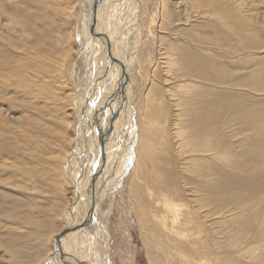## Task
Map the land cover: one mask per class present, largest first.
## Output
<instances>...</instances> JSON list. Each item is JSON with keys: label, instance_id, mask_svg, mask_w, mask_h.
I'll return each instance as SVG.
<instances>
[{"label": "rangeland", "instance_id": "1", "mask_svg": "<svg viewBox=\"0 0 264 264\" xmlns=\"http://www.w3.org/2000/svg\"><path fill=\"white\" fill-rule=\"evenodd\" d=\"M80 1L0 0V264H49L52 240L78 200L69 163L86 178L89 154L101 153L94 139L85 141L89 120L75 128L77 115L104 105L111 77L115 88L122 81L118 66L107 69L113 76L106 82L96 81L94 70L108 60L96 43L102 58L90 70L93 80L86 89L73 82L74 63L93 53L90 22L102 4L92 0L94 15L86 9L81 20ZM162 1L140 5L139 47L125 61L131 108L118 97L92 113L95 137L108 123L105 133L113 127L121 142L105 150L96 223L70 244L85 264H264V0H164L167 18ZM151 21L155 28L163 22L165 37L149 31ZM163 54L172 61L169 72L158 64Z\"/></svg>", "mask_w": 264, "mask_h": 264}, {"label": "bare ground", "instance_id": "2", "mask_svg": "<svg viewBox=\"0 0 264 264\" xmlns=\"http://www.w3.org/2000/svg\"><path fill=\"white\" fill-rule=\"evenodd\" d=\"M133 1L134 0H125V2H124V4H120V0H97V3H102L101 5L103 6V16H102V13H101V8L99 7V6H101V5H96V6H98V9H99V16H97L96 18H95V16H96V14L98 13V11H97V13L94 15V13L95 12H92L91 11V8H92V4H93V2H92V0H84V3H83V1H80V2H82L83 4H81V6L77 9L78 11H77V13H76V11H75V13H76V15H77V18H79V17H81V15L83 14V11L84 10H86L87 9V11L88 12H91L90 14H91V17H92V14L94 15V17H93V19L91 20V22L90 23H92V28H91V35H92V37H91V40L92 41H90V43L92 42V44L94 45V47H93V53L92 54H90L89 56H83V58H82V61L79 63V61L77 60L76 61V63H74V66H79V68H78V70H77V76H74V80H73V82L74 81H76V84H77V86L79 87V86H82V87H84L85 89H86V86L88 85L89 86V83H90V81L91 80H93V77H92V75H91V72H90V70H91V68H92V66H93V63H95L94 65H96V64H99L98 62L100 61L101 62V60H99L100 59V57L102 58V56H101V54H98L97 55V52H96V43L98 44V49H100V52H104L106 55H108V53H107V50H108V46H110L111 47V54H112V56L114 57V58H116V62H114V61H111V59H110V57L108 56L107 58H108V60H105V61H102V63H100L101 64V69L102 70H99L98 72H97V70L95 69L96 67H98L97 65H96V67H94L93 66V70L95 71V74H96V76H97V78H96V81H101L102 79H103V81L105 80V82L111 77V76H113V74L111 73V76H109L108 74H110L109 73V71H110V69L112 70V67L114 66H116V68H117V66L119 67V70L118 71H120L118 74H119V76H120V80H118V81H125V86H127L126 88H125V90L126 89H128V85H129V83H130V78L128 77V75H129V72H128V67H129V65L127 64V63H125V61H127L126 59L127 58H129L128 57V55H129V51H133V52H135L134 51V49H138L137 47H139V45L137 44V42H136V37L138 36V33L136 32V27H135V25L137 24V21H138V19H139V13L138 12H140V5L142 4V0H135L136 2H134L133 3ZM178 1V0H177ZM165 1L163 0L162 1V5H160L161 6V9H160V11L162 10V16H164L165 17V15L167 14L166 12H164V9H165ZM176 3V2H175ZM120 4V5H119ZM129 4V7L128 6H126V5H128ZM187 5V4H186ZM131 6V7H130ZM177 6V5H176ZM175 6V7H176ZM77 7V6H76ZM126 7V8H125ZM166 7H167V4H166ZM179 7V6H178ZM182 6H180V8H181ZM124 8L126 9V13H124ZM76 9V8H75ZM109 9V11H110V14H106L105 12L107 11ZM137 9V10H136ZM183 9H184V7H183ZM186 9V8H185ZM166 10V9H165ZM182 10V9H181ZM194 10V9H193ZM86 11V12H87ZM190 11V10H189ZM87 12V13H88ZM122 12V13H121ZM165 15H164V14ZM124 14H126V16H124ZM88 15V14H87ZM170 15V14H169ZM211 15H216V14H211ZM87 17H89V15L87 16ZM165 18H167V17H165ZM164 18V19H165ZM80 20V19H79ZM81 20H82V17H81ZM87 21V20H86ZM153 22L154 21H151L150 23H151V25H150V27H149V31L150 32H153L154 33V31H155V29L157 28L158 29V31L160 32V34H159V38H162V37H165V35L163 34V31L160 29V27L161 28H163V30L164 29H166L165 28V26L163 25V22L161 21V23L159 24V27L157 26L156 28L154 27V24H153ZM83 24V22L81 23V25ZM85 24V23H84ZM83 24V25H84ZM217 24V23H216ZM86 25V24H85ZM94 27V28H93ZM86 28V27H85ZM84 28V29H85ZM83 29V31H84V33L86 34V32H85V30ZM216 30H217V28H216ZM88 32H89V29L87 30ZM162 32V33H161ZM212 32V31H211ZM90 34V33H89ZM87 36H88V34H87ZM90 38V37H89ZM44 42V41H43ZM145 42V41H144ZM143 42V45H141V46H145V43ZM194 42V41H193ZM142 43V42H141ZM41 44L42 43H40V46H41ZM43 45H45V44H43ZM39 46V45H38ZM91 46V45H90ZM171 47V46H170ZM169 47V48H170ZM178 47V46H177ZM167 48V47H166ZM169 48L168 49H166L167 51L165 52L166 54H167V52H168V50H169ZM174 47H172L171 48V51H174L175 50V48L173 49ZM213 49V48H212ZM82 50V49H81ZM129 52V53H128ZM133 52H131V53H133ZM164 52V51H163ZM170 52V51H169ZM180 52V51H179ZM72 53V52H71ZM164 53V54H165ZM170 53H172L173 54V52H170ZM170 53H168L169 55H172V54H170ZM191 53V52H190ZM160 54H162V53H160ZM164 54L162 55V60L163 61H158V64H163V67H162V70L163 71H167V72H169V70L171 69V70H173V68L174 67H170L172 64L171 63H168V61H169V59L167 60V58L169 57H166L167 55H165L164 56ZM174 54H176V52L174 53ZM68 55H69V53H68ZM97 55V56H96ZM148 56V55H147ZM174 56V58L176 59V57H175V55H173ZM127 57V58H126ZM165 57V58H164ZM48 58V57H47ZM81 58V57H80ZM131 58V60H133L134 58H133V56H131L130 57ZM140 58V57H139ZM174 58L171 56V60H174ZM94 59H96L97 61H94ZM145 59H146V61H147V59H148V61H150L151 62V60H150V58L149 57H145ZM203 59V58H202ZM99 60V61H98ZM130 61V60H129ZM145 61V60H144ZM135 62V61H134ZM160 62V63H159ZM169 62H172V61H169ZM73 63V62H72ZM148 63V62H147ZM167 63L170 65L169 67H170V69L169 68H166L167 67ZM150 64V63H149ZM157 64V63H156ZM157 64V65H158ZM164 64H165V67H164ZM173 64H176V63H174L173 62ZM74 66H73V68H74ZM103 67V68H102ZM111 67V68H110ZM121 67L122 68H124V70H123V73H121L122 72V70H121ZM156 68H157V66H155ZM109 71H108V70ZM125 69H126V71H125ZM124 71L126 72V73H128V75H126V73H125V75H124ZM57 72V71H56ZM114 72V71H113ZM144 72H146L147 74H149L150 75V77L151 76H153V74H151V70H149V69H145V71H143V73ZM116 74H117V72H116ZM117 76V75H116ZM108 78V79H107ZM114 78V77H113ZM113 78L111 77V83L109 84V82H107V84H106V86L104 85V87H105V89H104V91L106 92L107 90V88L109 89V91L112 93V100H110V101H108L109 103H110V105H111V103H114L116 100H118L117 98L118 97H122L119 93H118V88H119V86L117 87L116 86V88L114 87V85H115V83H113L114 81H113ZM116 78V77H115ZM153 79H154V77H152ZM198 78V77H197ZM199 79V78H198ZM197 79V80H198ZM162 80V79H161ZM96 81H93V82H96ZM153 81V80H152ZM164 81V80H163ZM195 81V80H194ZM162 82V81H161ZM188 82V81H187ZM191 82V81H190ZM198 82V81H197ZM200 82V81H199ZM86 83V84H85ZM159 83V82H158ZM112 84V85H111ZM167 84V83H166ZM195 86H197L196 84H194ZM180 86V85H179ZM103 87V88H104ZM113 87H114V89H113ZM198 87V86H197ZM166 89V88H165ZM197 89V88H196ZM194 90V89H193ZM126 92V91H125ZM168 92H169V90H168ZM170 93V92H169ZM131 94V93H130ZM173 94V93H172ZM178 94V93H177ZM101 95H102V93H101ZM189 95V94H188ZM171 96V95H170ZM179 96V95H178ZM97 98V95H95L94 94V96L92 97V98H90L91 99V105H92V102H93V99H96ZM102 98V97H101ZM130 99V98H129ZM132 99V98H131ZM75 100H77V98L75 99ZM67 101H69V100H67ZM89 101V100H88ZM107 101H104V105H102V103L99 105V106H97L98 107V109L97 108H95V107H92V109H91V106H90V108H88L87 107V109L85 108V109H83L82 110V113L80 114V110H79V114L76 116L78 119H77V121H76V124H75V128H77V126H78V128H79V125H83V126H86V125H84L85 124V122L86 121H88V120H92V113L94 114L95 112V114H99L98 112H100L99 111V109H103L104 107H106V103ZM119 102H121V101H119ZM118 102V103H119ZM124 102V101H123ZM174 102H176V101H174ZM179 102V101H178ZM88 103V102H87ZM117 103V104H118ZM177 104V103H176ZM121 105H123V107H120V109L121 108H123V110H124V116H126V114L127 113H125L126 112V109H128V107L129 106H131L130 105V102L129 101H127L126 102V104L125 105H129L128 107H124V104L122 103ZM82 106V104L79 106V107H81ZM87 106H88V104H87ZM100 106H102V108H100ZM112 106H113V104L111 105V108H112ZM118 106V108H119V106L120 105H117ZM79 107H78V109H79ZM159 107V106H158ZM95 108V110H93ZM131 107H129V109H130ZM81 109V108H80ZM112 110V109H111ZM118 110V109H117ZM87 111H89L88 112V114L86 113ZM113 111H114V107H113ZM130 111V110H129ZM179 111V110H178ZM109 112H111V111H109ZM109 112H108V114H109ZM119 113H121L120 111H118ZM177 112V111H176ZM106 113V112H105ZM115 113V112H114ZM118 113V114H119ZM181 113H182V110H181ZM91 114V115H90ZM102 114V113H101ZM122 114V113H121ZM177 114V113H176ZM179 112H178V115H176L177 116V118H178V116H179ZM111 115V114H110ZM183 115V114H182ZM182 115H180V119H181V116ZM80 116H81V119H80ZM95 116V115H94ZM98 116V115H97ZM109 116V115H108ZM120 116H122V115H120ZM123 116V117H124ZM128 116V115H127ZM100 117V116H99ZM16 118V117H15ZM91 118V119H90ZM98 118V117H97ZM109 118H111V117H109ZM115 118V117H114ZM94 119V118H93ZM130 118H128V120H129ZM175 119V122H176V120H179V119H176V118H174ZM102 120V119H101ZM112 120H115V119H112ZM118 120V118L116 119V122H118L117 121ZM171 120V119H170ZM182 120V119H181ZM97 120H96V118H95V122H96ZM173 121V120H172ZM94 122V123H95ZM101 122V121H100ZM115 122V121H114ZM113 122V123H114ZM99 123V122H98ZM113 123H112V125H113ZM132 123V122H131ZM145 123V122H144ZM90 124H91V122H90ZM102 124V123H101ZM116 124V123H115ZM128 124H129V122H128ZM176 124V123H175ZM82 125H81V127L80 128H82ZM94 125V124H93ZM107 129H108V127L110 126V124H108L107 123ZM130 125V124H129ZM145 125H147V126H149L150 125V123H146ZM172 125H174V123L172 124ZM176 125H179V124H176ZM175 125V126H176ZM102 126V125H101ZM114 126V125H113ZM171 126V125H170ZM174 126V127H175ZM93 127H95V126H93ZM97 127H98V124H97ZM115 127V126H114ZM181 128L180 129H178L179 130V132L180 133H182L183 131L181 130V129H183L182 128V126H180ZM77 128V129H78ZM79 128V129H80ZM90 128H91V130H90ZM99 128H101L102 129V127H99ZM111 128V127H110ZM109 128V129H110ZM113 128V127H112ZM112 128H111V131L110 132H108L107 134L105 133V131H107V129L104 131V132H102V131H100V130H98V132H96V134H97V137H98V139H97V137H95L96 135H94L95 134V131H93V128L91 127V125H89L88 126V133H89V140H91V139H94L95 141H96V144H95V150H99V148H98V145H99V141H102V140H100L101 139V137H100V132H101V134L102 133H104V134H106V142L109 144V148L108 147H106V145H108V144H103L104 145V147H105V150H107V152H109L108 151V149H111V148H114L115 146H117V145H119V141H120V139L118 138L119 137V135H120V133H119V131L117 132L116 131V129H113L112 130ZM140 128V127H139ZM175 129V128H173V126L172 127H170V129ZM179 128V127H178ZM84 129V128H83ZM82 129V130H83ZM119 129V128H118ZM142 129V128H141ZM76 130V129H75ZM104 130V129H103ZM144 130V129H143ZM143 130H140V131H143ZM78 131V130H77ZM83 131H85V130H83ZM82 131V132H83ZM112 131H113V133H112ZM121 131H122V129H121ZM174 131H177L176 129L174 130ZM86 132V131H85ZM94 132V133H93ZM77 133V132H76ZM76 133L74 134V137H73V143H71L72 144V146H73V148L75 147V151L77 150V149H80L79 148V144L77 143V141H79L78 139H76L75 138V136H77L76 135ZM119 133V134H118ZM127 135L128 136H130V135H132V133H133V131H127ZM175 133V132H174ZM140 134V133H139ZM179 134V133H178ZM183 134V133H182ZM84 135H85V133H84ZM78 136H80V131H79V135ZM179 136H181L182 137V135H179ZM127 137V136H126ZM131 137V136H130ZM133 137V136H132ZM131 137V138H132ZM193 137V136H192ZM133 138H135V137H133ZM139 138V137H138ZM137 138V139H138ZM130 139V138H129ZM181 139V138H180ZM99 140V141H98ZM114 140V141H113ZM128 140V139H127ZM140 140H142V139H140ZM144 140V139H143ZM188 140V139H187ZM186 140V141H187ZM126 141V140H125ZM181 141V140H180ZM112 142V144H110ZM114 142H117L116 144L117 145H115L114 146ZM121 142V141H120ZM185 142V141H184ZM125 143H129V142H125ZM141 143V142H140ZM143 143V142H142ZM182 143V142H181ZM187 143V142H186ZM185 143V144H186ZM191 143H192V141H191ZM184 144V143H183ZM149 145V144H148ZM78 148H77V147ZM121 146V145H120ZM129 147V146H128ZM128 149V148H127ZM148 149H149V147H148ZM189 149V148H188ZM191 150V149H190ZM195 149H193V151H194ZM198 150V149H197ZM203 150V149H202ZM205 150V149H204ZM91 151L93 152V149H91ZM114 151H115V149H114ZM199 151H200V149H199ZM112 152V151H111ZM203 152V154H204V151H202ZM206 152V151H205ZM75 153V152H74ZM99 153V152H98ZM124 153V152H123ZM71 154H72V152H71ZM70 154V155H71ZM76 154V153H75ZM94 152L92 153V156L89 154V157H90V162H91V160H92V158H93V156H94ZM113 154H114V152H113ZM197 154V153H196ZM200 154V153H199ZM96 155V154H95ZM134 155V154H133ZM149 155H150V153H149ZM209 155V154H208ZM64 156H65V154H64ZM73 156V155H72ZM108 156V155H107ZM112 156V155H111ZM144 156H145V153H144ZM192 156H194V155H192ZM191 156V158L193 159L194 157H192ZM57 157V156H56ZM63 157V156H62ZM150 157H152V156H150ZM51 158H53V157H51ZM111 158V157H110ZM114 158H115V156H114ZM121 158H122V156H121ZM198 158V157H197ZM199 158H201V157H199ZM199 158H198V160H199ZM63 159V158H62ZM107 159V158H106ZM108 159H109V157H108ZM151 159V158H150ZM154 159V158H153ZM56 160H57V158H56ZM196 160V158H194V161ZM203 160V159H202ZM51 161H53L52 159H51ZM108 161V160H107ZM123 161V160H122ZM188 161V160H187ZM191 161H193V160H191ZM73 162H75V165H76V167L78 168V166H79V163H78V165H77V159H76V161H73ZM79 162V161H78ZM198 161H196V163H197ZM198 163H200V160H199V162ZM70 164V166H71V171L69 172V174L70 175H72V176H74V180H75V182L77 183L78 182V180H79V182H78V188H79V193H78V195L76 196V197H78V200H75L76 202L77 201H79V202H77L78 204L79 203H81V201H82V199L84 198V200L82 201L83 202V206H79L78 207V205H77V203L76 202H74L73 204H71V206H70V208H68V216L66 217V222L65 223H63L62 224V226L57 230V232H56V235L54 236V238H53V240H52V244H53V248H52V253H51V255H50V259H48V263L49 264H56L57 263V261H60V262H66L67 264H78V262H81L82 264H85L84 263V261H83V259L84 258H82V260L79 258L80 257V255L82 256V254L81 253H78V251L76 250V249H78L77 247H76V249H74V247L71 245V244H73V242L70 240V239H72L73 238V236H75L74 234L75 233H77V234H80L81 235V233L82 234H84V236L83 237H85V235H87V234H89L90 235V231H91V229H92V226H91V224H95L96 223V221L94 220L95 219V217L93 218L92 217V215H93V213L94 212H92L91 213V216L89 217V218H87L86 219V221H85V223H84V225L83 226H81V228H78V229H76V230H74V231H69L68 233H66L65 235H63L60 239H59V242H58V244H55L54 243V239H55V237L57 236V235H60L61 233H62V230L65 228V227H68V226H72V225H75L76 223H78V222H80V221H82V219H84V217H85V215H86V211H87V209L90 207V205H91V202H92V200H93V202H94V200H95V202H94V204L96 203V201H97V198H96V192L98 191V189H96L95 191H94V195L92 194V193H89V189H88V192L86 191L87 190V188L85 187L86 185L88 186V182L90 181V178L91 177H86V178H84L83 177V175L82 174H80V171L79 172H77V173H75L74 172V167L72 166V164L71 163H69ZM90 164V163H89ZM105 164H106V161H105ZM108 164V163H107ZM81 165H83L82 164V162L80 163V166ZM113 165V164H112ZM48 166V165H47ZM89 166V165H88ZM107 166V165H106ZM145 166V165H144ZM154 166H156V165H154ZM108 167V166H107ZM109 167H111V166H109ZM57 169V168H56ZM70 169V168H69ZM79 170H80V168H78ZM87 169H88V171H89V174H90V167H87ZM88 171H85V172H87L88 173ZM190 171V170H189ZM83 172H84V170H83ZM115 172V171H114ZM118 172V171H117ZM110 174V173H109ZM87 175V174H86ZM106 175V174H105ZM85 176V175H84ZM90 176V175H89ZM98 178L102 181L103 179H104V177H103V175H102V173H99L98 175ZM101 176L103 177V178H101ZM158 176V175H157ZM109 177V176H108ZM111 178V177H110ZM76 179H77V181H76ZM160 179V178H159ZM106 180V179H105ZM109 180V179H108ZM186 180H187V178H186ZM112 181V180H111ZM108 186V185H107ZM97 188V187H96ZM101 188V187H100ZM114 189V188H113ZM163 189H166V188H163ZM163 189H162V191H163ZM169 189V188H168ZM77 190V189H76ZM167 191V190H166ZM190 191V190H189ZM198 191V190H197ZM209 191V190H208ZM86 192L89 194L88 196L86 195ZM100 192V191H99ZM164 192V191H163ZM162 192V193H163ZM93 196H92V195ZM165 194V193H164ZM167 194H169V192L167 193ZM189 194V193H188ZM207 195V194H206ZM87 196V197H86ZM167 196H169V195H167ZM194 197V196H193ZM199 198V197H198ZM193 199V198H192ZM89 200H90V202H89ZM210 200V199H209ZM20 203V202H19ZM169 203V202H168ZM57 205V204H56ZM82 205V204H81ZM169 205H171L170 203H169ZM68 206V205H67ZM68 206V207H69ZM203 206V205H202ZM12 207H15V205L14 206H12ZM173 207V206H172ZM171 207V208H172ZM74 208H75V211H74ZM203 208H204V206H203ZM40 209V208H39ZM72 209H73V211H72ZM66 211V210H65ZM70 211V212H69ZM198 211V210H197ZM200 211V210H199ZM78 212L80 213V215L78 214ZM84 212V213H83ZM198 213V212H197ZM107 215V214H106ZM207 215V214H206ZM80 216V217H79ZM217 217V216H216ZM103 219H105L106 220V217L105 218H103ZM94 220V221H93ZM103 221V220H102ZM98 223V222H97ZM46 227V226H45ZM46 229V228H45ZM44 229V230H45ZM49 229V228H48ZM46 231V230H45ZM105 231V230H104ZM21 232V231H20ZM52 232H54V231H52ZM101 233H102V231H101ZM68 234V235H67ZM212 234V233H211ZM101 235V234H100ZM104 235V234H103ZM106 236V235H105ZM104 237V236H103ZM81 238H82V236H81ZM106 237H104V239H105ZM66 239H68V240H70V242L68 243V241H66ZM80 239V238H79ZM17 241V240H16ZM94 241V240H93ZM72 242V243H71ZM71 243V244H70ZM73 247V253L76 255H73L72 254V252H71V250H70V248H72ZM210 247V246H209ZM113 248V247H112ZM245 248V247H244ZM28 249V248H27ZM59 250H60V254L62 253L63 255L64 254H67L68 255V258L70 259V261L69 262H67V261H62L60 258H59ZM6 251V250H5ZM102 251V250H101ZM218 251V250H217ZM10 252V251H9ZM19 252V251H18ZM71 252V253H70ZM125 252V251H124ZM236 252H237V250H236ZM209 253V252H208ZM22 254V253H21ZM125 254H127V253H125ZM84 257H85V255H83ZM97 256V255H96ZM130 256V255H129ZM210 256V255H209ZM219 256V255H218ZM244 256V255H243ZM230 257V256H229ZM20 258V257H19ZM57 258L59 259V260H57ZM81 260H79V259ZM86 258V257H85ZM69 259H67V260H69ZM97 259V258H96ZM95 259V260H96ZM105 259V258H104ZM224 259V258H223ZM10 260V259H9ZM84 260H86V259H84ZM98 260V259H97ZM96 260V261H97ZM101 260V259H100ZM106 260V259H105ZM92 261V263L94 262V260H90V262ZM96 261L94 262V263H96ZM86 262V261H85ZM87 263V262H86ZM93 263V264H94ZM97 263H98V261H97ZM100 263V262H99ZM98 263V264H99ZM104 262L102 261V264H103ZM216 264H218V262L216 261Z\"/></svg>", "mask_w": 264, "mask_h": 264}, {"label": "water", "instance_id": "3", "mask_svg": "<svg viewBox=\"0 0 264 264\" xmlns=\"http://www.w3.org/2000/svg\"><path fill=\"white\" fill-rule=\"evenodd\" d=\"M107 53H108V56L110 57L111 61H114L116 62V58H114L111 54V47L108 46V50H107ZM117 63V62H116ZM121 70L123 73V70L124 68L121 67ZM124 75H125V71H124ZM119 88H118V93L123 97V101L124 103L127 102L126 98H124V92H125V81H122V83L119 82L118 84ZM87 98V97H86ZM112 100V94L109 96V98L106 100L107 102L105 103L106 106H108L110 103L108 101ZM95 101V99H93V102ZM129 106V105H128ZM89 123H90V120L88 121V126H89ZM88 129L86 130L85 132V141H88L89 140V133H88ZM101 133V132H100ZM99 133V134H100ZM104 134V133H102ZM105 141V140H104ZM104 143V142H103ZM102 141H99V145H98V148H99V151L101 152L98 156L94 154L90 164H89V167H90V174H87V178L88 177H91L90 178V182H88V186L86 185L85 187L87 189H91V193L94 195V191H95V187H98L96 186V182L98 180V174L99 173H103L104 172V160H105V147L103 145ZM90 175V176H89ZM86 178V179H87ZM90 191V190H89ZM91 194V195H92ZM92 195V196H93ZM95 202V200H94ZM94 202L92 201L91 202V205L90 207L87 209L86 211V215L84 217V219H82V221L76 223L75 225H72V226H68V227H65L63 230H62V233L60 235H57L54 239V243L55 244H58L59 242V239L65 235L66 233H68L69 231H74L78 228H80L81 226L84 225L85 221L87 218H89L91 216V213L93 212V208H94ZM59 258L63 261H67L69 262L68 260H66V258H68V255L67 254H60V250H59ZM64 264H67L66 262H63ZM78 264H82L81 262H78ZM87 264V263H86Z\"/></svg>", "mask_w": 264, "mask_h": 264}]
</instances>
